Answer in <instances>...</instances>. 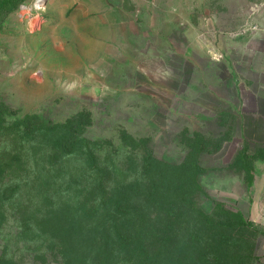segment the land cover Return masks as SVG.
<instances>
[{"label":"rangeland","instance_id":"obj_1","mask_svg":"<svg viewBox=\"0 0 264 264\" xmlns=\"http://www.w3.org/2000/svg\"><path fill=\"white\" fill-rule=\"evenodd\" d=\"M16 1L0 0V106L7 126L35 116L48 130L35 141L23 131L0 137V191L13 193L0 264H65L47 251L36 257L45 237L34 222L22 233L18 208L70 209L65 220L93 227L83 241L108 250L107 264L133 224L161 264H264V229L239 208L264 172V148L241 138L235 69L200 48L245 39L250 4L264 28V0H22L12 10ZM186 27L198 32L196 60L182 69ZM72 129L75 145L58 150ZM157 164H188L190 176L199 167L200 194Z\"/></svg>","mask_w":264,"mask_h":264},{"label":"trees","instance_id":"obj_2","mask_svg":"<svg viewBox=\"0 0 264 264\" xmlns=\"http://www.w3.org/2000/svg\"><path fill=\"white\" fill-rule=\"evenodd\" d=\"M22 0H17L15 3L11 4L12 10L16 9L20 4ZM4 4V3H3ZM6 4V3H5ZM8 116V110L5 107L0 106V137L5 136L4 134L9 135H15L21 131H23L25 137H31L36 139L37 137H44V135L47 134L46 127L40 125L41 119L35 116H26L22 118L21 120H15L14 123L11 126H7L6 123V117ZM34 128V129H33ZM33 129V130H32ZM69 136L67 139L60 137L56 141V148L58 150H61L62 147L68 148V146L73 147L76 143V129L69 130ZM35 141V140H33ZM69 152V151H67ZM156 167L158 168H165L166 170L171 171L173 175V184L177 185L179 188L182 187L183 181H190V184L199 191L200 194V186L199 181L197 179L200 168L195 166V174L190 176V174L187 173V168L189 167L188 164L176 168L174 166H165L162 164H157ZM197 175V177H196ZM160 178H163L162 176H159ZM253 182V179H252ZM153 194V193H151ZM152 200L156 203L155 194L151 195ZM204 194V193H203ZM196 195V196H194ZM13 196V193L10 190H4L0 191V201H3V204H0V221L4 218V215L6 213V210L4 209L5 202L10 201L11 197ZM197 194L192 193L191 196V202L193 205V211L197 216V219L200 220V222L204 221L208 223L210 219H212V215L208 216L205 215L197 206H195L194 199L197 197ZM44 197V196H43ZM156 198H158L156 196ZM161 198V197H160ZM196 200V199H195ZM181 203H185L183 196L181 195ZM25 210V211H22ZM67 210H60L58 212H54L51 210H41V211H34L29 210L26 208H18L12 210V214L14 217V220L18 222L20 230L25 232V227L29 226L31 222H34L37 226L40 228V233L45 237L43 239V245L40 249H38L36 253V257L38 259L46 260L44 257L47 256H40V253H45L47 251L50 254H53L54 257L60 258L64 260L65 264H107L106 259L107 256H104V253L107 254L109 251L106 249H94L91 247H87V243L84 240V237L86 234H91L93 230V227L88 224V222H84L83 220L77 219V224L74 227L73 223L70 221L65 220V214L64 212L67 211L69 213V216L72 218L71 212ZM98 209H92L91 211H84L80 210L79 214H77V218L85 219L87 216H94L98 214ZM168 216H172L171 214L174 213V211H168ZM55 217L58 218V223H55ZM183 217V214H177L173 215V219L175 220L178 218ZM34 219L38 220L37 222L34 221ZM65 221V224H62V222ZM208 221V222H207ZM52 222L53 226L50 227L48 223ZM29 228V227H28ZM55 228V229H54ZM52 229L53 232L51 231ZM171 229V227H169ZM130 232L129 239H123L122 237H119L117 244L119 247H117L116 250H114V256L112 257V262H115L114 264H161L159 263V256L158 254H150L149 252V246L145 242V234L143 231V226L133 224L128 228ZM127 232V231H126ZM74 235L76 239H74ZM79 237V239H78ZM26 248V247H24ZM42 248L44 251H41ZM78 251L77 254H79L78 261L76 260L75 263L73 261L74 258V252ZM83 252V253H82ZM85 254H89V256H85ZM39 255V256H38ZM123 258V261L121 262ZM162 261V260H161Z\"/></svg>","mask_w":264,"mask_h":264},{"label":"crops","instance_id":"obj_3","mask_svg":"<svg viewBox=\"0 0 264 264\" xmlns=\"http://www.w3.org/2000/svg\"><path fill=\"white\" fill-rule=\"evenodd\" d=\"M250 8L252 14L246 21L245 39L233 45L223 43L217 47L202 44L200 48L213 61L221 64L227 62V68L231 64L235 69L231 75L235 94L231 97L237 100L234 112L241 118V138L253 143L255 148H264V28L260 16L256 14L257 4H250ZM196 33L191 27H186L182 33L186 38V46L182 47L184 54L180 59L182 69L187 63L196 60ZM250 194L247 207L240 206V211L246 212L254 225L264 229V172L254 175Z\"/></svg>","mask_w":264,"mask_h":264},{"label":"built area","instance_id":"obj_4","mask_svg":"<svg viewBox=\"0 0 264 264\" xmlns=\"http://www.w3.org/2000/svg\"><path fill=\"white\" fill-rule=\"evenodd\" d=\"M41 3L42 4V1L41 2H38V4Z\"/></svg>","mask_w":264,"mask_h":264}]
</instances>
